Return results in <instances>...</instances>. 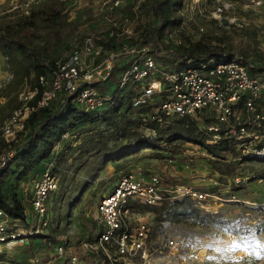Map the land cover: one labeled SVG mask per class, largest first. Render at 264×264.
<instances>
[{
  "label": "rangeland",
  "instance_id": "374dc122",
  "mask_svg": "<svg viewBox=\"0 0 264 264\" xmlns=\"http://www.w3.org/2000/svg\"><path fill=\"white\" fill-rule=\"evenodd\" d=\"M60 1V14L51 19L50 1L33 5L25 13L22 0H0V32L21 16L35 12V42L41 45L43 56L52 60L79 47L87 35L100 42L106 40L109 30H114L112 21L118 25L117 30L127 27L133 40H140L146 28L159 25L148 10V0L142 3L119 0L118 5L113 4L114 0ZM245 3V0H181V7L172 10L175 22L171 26L151 29L150 48L157 45L164 50L190 42L221 51L235 48L238 57L243 56L250 68L261 66L260 73L264 76V0L262 8L246 7ZM219 4L223 11L217 15L214 8ZM111 43L118 46L119 39ZM163 56L161 60L169 64ZM121 61L124 59L119 58L117 63ZM118 67L121 68L115 67L107 80L110 90L117 86ZM33 82V71L22 83L13 81L6 57L0 52V159L8 151L13 152L12 144L27 130L25 124L23 130L8 139L2 133L6 119L23 103L22 92L31 89ZM109 136L110 130L100 119L83 121L68 136L56 141L49 155L22 177H14L7 183L6 191L19 198L25 212L24 219H14L12 228L29 230L34 219L29 204L31 178L47 167L58 178L57 188L47 198L46 226L31 234L28 242L4 247V255L24 259L37 253L45 264H69L67 259L53 255L54 242L68 236L74 244L76 264H106L100 253L85 251L78 240L94 234L97 200L111 190L123 172L140 165L144 177L155 171L166 181L208 188L221 198L214 203L185 198L170 208L161 209L159 204L141 208L140 215H147L151 221L149 244L154 264H264V249L253 243L254 237L264 241V158L228 153L221 172L211 166L202 150L189 144L178 146L177 152L166 153L163 158L154 157L150 147L117 158H102L92 149V140ZM112 144V139H108V145ZM186 158H192L188 168L184 166ZM235 176L239 177L238 182ZM211 178L217 179L218 184L212 185ZM169 239L174 240L175 247L162 246Z\"/></svg>",
  "mask_w": 264,
  "mask_h": 264
},
{
  "label": "built area",
  "instance_id": "2783aa9c",
  "mask_svg": "<svg viewBox=\"0 0 264 264\" xmlns=\"http://www.w3.org/2000/svg\"><path fill=\"white\" fill-rule=\"evenodd\" d=\"M44 1L47 0H22L21 5L28 13L33 5ZM144 1L138 0V3ZM245 2L246 7L253 9L263 7V0ZM118 3L119 0L113 2ZM222 11L220 4L214 8L217 15ZM112 22L114 30H109L106 40L100 42L92 35L85 36L79 47L54 60L49 76H38L43 89L35 104L30 102L37 93L36 87L22 92L23 103L4 122L3 136L8 139L23 130L30 113L39 106H48L57 96L69 97L71 102L96 116L118 93L128 88L133 92V108L150 107L139 114L143 121L163 123L176 117H190L206 133L208 144H217L221 138H234L241 155L264 158V76L261 73L252 72L238 57H208L196 64L185 59L182 63L175 60L167 64L150 51V45L132 42L127 27L117 30L118 25ZM113 39H119L118 46L112 45ZM119 58L124 61L117 63ZM117 66L121 68L116 88L100 91L94 82L108 80ZM147 131L153 130L147 128ZM70 133L72 131H65L61 138ZM187 144L198 148L192 142ZM12 153L8 151L4 156ZM167 161L170 162L171 157ZM191 161L192 158H186L184 166L188 168ZM141 171V166L137 165L117 178L111 190L96 202L93 236L78 240L85 251L100 253L106 264H154L149 244L151 221L147 215H140L141 208L185 198L213 203L221 199L208 188L166 181L155 171L144 177ZM235 180L238 182L239 177L235 176ZM211 182L218 184L215 178H211ZM57 185L58 178L49 167L31 178L29 204L34 219L29 230L12 228L14 218L0 209V264H45L40 254L14 259L4 255L3 248L28 242L31 234L39 233L46 226L47 198ZM162 246L175 247L176 243L169 239ZM158 252L162 253V248ZM53 255L67 259L69 264L77 262L74 244L68 236L54 242Z\"/></svg>",
  "mask_w": 264,
  "mask_h": 264
},
{
  "label": "trees",
  "instance_id": "16d2710c",
  "mask_svg": "<svg viewBox=\"0 0 264 264\" xmlns=\"http://www.w3.org/2000/svg\"><path fill=\"white\" fill-rule=\"evenodd\" d=\"M47 1H50L48 5L50 18H58L61 1ZM180 1L148 0V10L155 20L159 21V25H153L152 28L163 30L171 26L175 22L171 15L172 10L181 7ZM35 15V12L23 15L14 24L5 26L0 32V52L6 57L12 80L22 83L30 78L33 71L34 82L31 88L36 87L37 93L31 104L36 103L43 89L38 82V76L41 74L49 76L56 59L47 60L41 52V45L35 42ZM152 28H146L142 38L132 42L138 45H150ZM150 51L160 57L164 54L163 57L170 62L179 60V63H182L183 60L190 59L192 64L208 57H238L235 48L221 51L208 48L200 42L168 46L164 50L153 45ZM238 58L247 63L243 56ZM262 69L261 66L251 67L254 73H260ZM132 96L133 92L130 89H124L116 95L105 110L96 116H92L91 113L71 102L67 96H57L48 106H39L33 110L25 123L27 130L11 146L12 155L4 156L0 162V209L14 219L25 218L24 208L19 198L6 191L7 183L14 177H22L36 162L49 155L62 133L72 131L83 121L93 122L100 119L110 130L109 138L92 140V149L102 158H117L143 147H150L154 157L163 158L166 153L177 152L178 146L192 142L200 150L205 151V157L211 166L221 172L223 162L226 161V154L239 156L234 138H221L217 144H208L206 133L199 129L196 121L190 117H176L163 123L155 120L143 121L139 114L148 111L150 107L133 108ZM147 128L153 131H147ZM108 139L113 141L111 146L108 145ZM123 139L126 140L122 142ZM178 201H163L159 204V208H170Z\"/></svg>",
  "mask_w": 264,
  "mask_h": 264
},
{
  "label": "crops",
  "instance_id": "0c3cea01",
  "mask_svg": "<svg viewBox=\"0 0 264 264\" xmlns=\"http://www.w3.org/2000/svg\"><path fill=\"white\" fill-rule=\"evenodd\" d=\"M109 81L105 80V81H102V82H99L97 84V88L100 90V91H106V90H109L110 87H111V84L108 83Z\"/></svg>",
  "mask_w": 264,
  "mask_h": 264
},
{
  "label": "snow or ice",
  "instance_id": "6c2138e0",
  "mask_svg": "<svg viewBox=\"0 0 264 264\" xmlns=\"http://www.w3.org/2000/svg\"><path fill=\"white\" fill-rule=\"evenodd\" d=\"M253 243L261 249H264V241L259 240L258 238H253Z\"/></svg>",
  "mask_w": 264,
  "mask_h": 264
}]
</instances>
